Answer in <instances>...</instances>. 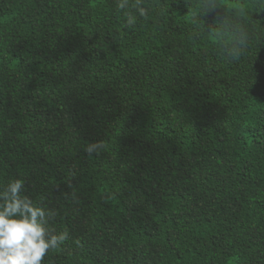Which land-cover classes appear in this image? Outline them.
I'll use <instances>...</instances> for the list:
<instances>
[{
	"label": "trees",
	"instance_id": "obj_1",
	"mask_svg": "<svg viewBox=\"0 0 264 264\" xmlns=\"http://www.w3.org/2000/svg\"><path fill=\"white\" fill-rule=\"evenodd\" d=\"M119 2L0 0V193L58 213L44 264H264V0H218L238 61L200 0Z\"/></svg>",
	"mask_w": 264,
	"mask_h": 264
},
{
	"label": "clouds",
	"instance_id": "obj_2",
	"mask_svg": "<svg viewBox=\"0 0 264 264\" xmlns=\"http://www.w3.org/2000/svg\"><path fill=\"white\" fill-rule=\"evenodd\" d=\"M117 11L124 13L127 28H133L138 22L134 13L145 20L149 15L142 0H136L134 4H130V0H120ZM220 11L218 0H200L199 17L193 19L214 14L219 28H214L211 34L222 43V53L231 61H238L248 46L247 29L239 18L221 17ZM102 148L103 144H91L85 154L92 157ZM25 191L24 182L15 180L0 193V264H44L49 252L61 250L70 239L67 230L56 235L49 227L56 221L58 213L35 207L31 199L22 197Z\"/></svg>",
	"mask_w": 264,
	"mask_h": 264
}]
</instances>
